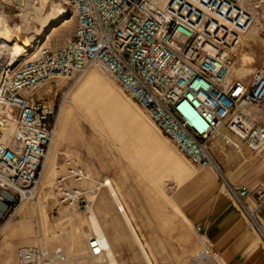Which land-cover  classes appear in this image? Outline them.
Instances as JSON below:
<instances>
[{
	"label": "built area",
	"instance_id": "built-area-1",
	"mask_svg": "<svg viewBox=\"0 0 264 264\" xmlns=\"http://www.w3.org/2000/svg\"><path fill=\"white\" fill-rule=\"evenodd\" d=\"M64 3L76 19L67 44L0 78V201L6 206L35 198L55 135L61 107L40 90L61 81L76 84L92 67L103 69L190 164L213 168L223 182L217 137L236 152H264V68L248 77L235 71L242 38L254 24L247 0ZM226 191L264 242V186L252 201L246 188L226 184ZM87 245L92 257L106 253L95 234ZM204 254L217 258L207 245ZM17 261L65 264L66 254L60 247L26 246Z\"/></svg>",
	"mask_w": 264,
	"mask_h": 264
},
{
	"label": "rangeland",
	"instance_id": "rangeland-1",
	"mask_svg": "<svg viewBox=\"0 0 264 264\" xmlns=\"http://www.w3.org/2000/svg\"><path fill=\"white\" fill-rule=\"evenodd\" d=\"M28 2L35 8L42 4L46 14L52 3H62L67 18L38 35L33 31L39 26L29 17L23 35L10 45L19 62L11 69L12 57L5 54L0 78L46 49L62 48L73 36L76 19L64 0ZM247 5L255 11L258 32L242 38L235 66L241 77L264 68V0H247ZM18 7L15 0H0V19L13 34L22 26ZM24 35L30 41L27 46ZM39 95L60 105L57 128L35 198L6 206L0 218V264H18L20 248L38 245L62 248L66 264H105L102 258L89 254L87 241L93 232L106 242L107 261H112V254L118 264H146L104 186L108 181L153 264H220L213 256L203 258L205 243L181 212L184 204L201 196L213 183L222 187L210 167L199 168L183 158L99 67H92L76 84L61 81L43 87ZM214 142L225 149L222 157L238 161L233 165L236 171L229 173L224 157H216L226 178L225 189L228 179L237 184L245 178L238 168L239 160L246 156L225 146L220 137ZM75 192L80 196L74 199ZM85 205L100 232L90 225Z\"/></svg>",
	"mask_w": 264,
	"mask_h": 264
},
{
	"label": "crops",
	"instance_id": "crops-1",
	"mask_svg": "<svg viewBox=\"0 0 264 264\" xmlns=\"http://www.w3.org/2000/svg\"><path fill=\"white\" fill-rule=\"evenodd\" d=\"M213 146L215 157H224L222 160L229 173L235 172L233 165L238 161L229 159L226 155L222 157L221 152L225 149L218 143L213 142ZM241 152L246 157L242 156L239 160L238 170L244 171L245 178L237 184L231 183L228 179V184L246 188L252 201L255 199L256 188L264 186V152L253 155L246 148H242ZM217 181L222 187L213 183L201 196L184 204L181 208L182 214L195 228L209 250L217 255L220 264H264L262 238L234 208L226 188L223 189L224 182L219 178ZM259 220L264 227V208L259 212Z\"/></svg>",
	"mask_w": 264,
	"mask_h": 264
},
{
	"label": "bare ground",
	"instance_id": "bare-ground-1",
	"mask_svg": "<svg viewBox=\"0 0 264 264\" xmlns=\"http://www.w3.org/2000/svg\"><path fill=\"white\" fill-rule=\"evenodd\" d=\"M15 1L19 5L18 8L21 11V15L19 16V18L21 19L20 21L22 22V26H19L16 29L17 30V32H16L17 34H13L11 29L9 28V26L5 22H2L1 19H0V61L3 60L5 54L7 56L12 57V62L10 64V66H9L11 69L16 67L17 63L19 62V58L20 57L18 55H16L17 53L15 52V50L12 49V47L10 45H12V43L16 39V36L20 37V34L23 33L24 29L25 28L27 29V27L29 26L28 24L30 22L29 21L30 19H28L29 17L31 18V16H32L31 20L35 24H37L39 26V28H35L34 31H33V33L38 34V35L41 34V33H44V31L46 29L52 27V25L54 23L63 21L64 19L67 18V12L65 11L64 5L62 3H58V2L57 3H52V5L50 6L49 13L46 14V13H42L43 12L42 11V8H43L42 4H41V6L39 8H35L34 5H32L31 3L28 2V0H15ZM42 3H45V2H42ZM27 9H29V11L26 12ZM252 11L254 13V24L249 29V31L244 35V37L245 36L247 37L249 34H253V33L256 34L258 32V29H257L258 26H256V14H255L254 10H252ZM32 28H33V26H32ZM24 36H25L24 42H25V45L27 46V44L30 43V41H29V39H28V37L26 35H24ZM235 71H236L237 76L241 77V76H239V74L237 72V69H235ZM49 153L50 152H48V155H49ZM47 157H48L47 159H49V156H47ZM182 157H183V155H182ZM211 169L218 175V173L213 168H211ZM225 181H226V178L224 176V182ZM104 186L107 188L110 196L112 197L114 203L116 204L117 210L120 212L121 217H122L124 223L126 224L128 230H129V233H130L134 243L136 244L139 252L141 253L145 263L146 264H153L151 259H150V257H149V255H148V253H147V251H146V249H145V247H144V245H143V243H142V241H141V238H140L139 234L137 233L136 228L132 224V222H131V220H130V218H129V216H128V214H127V212H126V210H125V208L123 206V204L121 203V201H120V199H119V197L117 195V192L115 191L114 187L112 186L111 182L108 181V183L106 185L104 184ZM0 197H2V196H0ZM5 210H6V205L0 201V218L3 215V213L5 212ZM90 211L91 210L89 209L88 210L89 223H90V225L94 224V226L97 228V226H96L97 224L95 222V219L92 216V214L90 213ZM97 230L100 232L99 227L97 228ZM92 234L97 235L94 232ZM97 236H99V235H97ZM99 237H101V236H99ZM101 238L104 239L103 237H101ZM104 242H105V240H104ZM87 243H88V241H87ZM87 247H88V245H87ZM105 248H106L105 255L103 257H99V258H102L105 261V264H118L117 263V256L114 257L112 254H111L112 261L111 260L107 261V259H109L110 256L107 253L106 242H105ZM203 258L204 259H210L211 256H208V255L206 256L203 253ZM66 263H67V257H66L65 264Z\"/></svg>",
	"mask_w": 264,
	"mask_h": 264
}]
</instances>
